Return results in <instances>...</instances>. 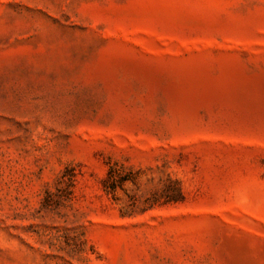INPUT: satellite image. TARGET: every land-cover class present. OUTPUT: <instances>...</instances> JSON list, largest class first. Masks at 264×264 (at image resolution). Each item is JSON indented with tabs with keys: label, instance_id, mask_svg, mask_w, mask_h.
<instances>
[{
	"label": "rangeland",
	"instance_id": "obj_1",
	"mask_svg": "<svg viewBox=\"0 0 264 264\" xmlns=\"http://www.w3.org/2000/svg\"><path fill=\"white\" fill-rule=\"evenodd\" d=\"M0 264H264V0H0Z\"/></svg>",
	"mask_w": 264,
	"mask_h": 264
}]
</instances>
